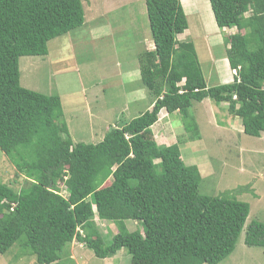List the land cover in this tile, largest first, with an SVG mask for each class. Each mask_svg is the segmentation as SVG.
I'll return each mask as SVG.
<instances>
[{"label": "trees", "instance_id": "obj_1", "mask_svg": "<svg viewBox=\"0 0 264 264\" xmlns=\"http://www.w3.org/2000/svg\"><path fill=\"white\" fill-rule=\"evenodd\" d=\"M209 4L219 29L237 31L226 40L232 81L209 87L193 43L177 40L188 27L180 0H146L154 48L140 53L139 73L151 108L93 144L73 142L58 95L19 82L21 57L46 56L50 41L84 24L82 0H0V151L27 182L19 191L0 182V254L18 245L35 264H65L73 241L99 259L125 249L129 264H218L232 253L249 204L199 193L197 167L151 129L161 111L184 118L209 99L245 135L264 132V0ZM95 218L116 226L109 243ZM244 243L264 248V222L246 225Z\"/></svg>", "mask_w": 264, "mask_h": 264}, {"label": "rangeland", "instance_id": "obj_2", "mask_svg": "<svg viewBox=\"0 0 264 264\" xmlns=\"http://www.w3.org/2000/svg\"><path fill=\"white\" fill-rule=\"evenodd\" d=\"M145 1L82 0L84 24L79 29L50 41L46 56L19 59V82L23 88L60 97L64 120L74 143H97L107 128L122 125L150 109L147 107L153 100L142 86L139 73L140 53L154 48ZM185 10L190 18V36L182 35L177 40L190 42V38H195L204 76L213 71L207 85L223 84L222 80H214L216 70L227 75L229 72L223 69L226 66V61H222L224 46L217 43L222 29L213 19L209 0H192ZM196 14L201 17L203 30L212 36V42L208 41V35L207 38L193 35L196 27L192 17ZM218 108L206 99L193 103L184 118L178 113H164L157 124V137L160 132L167 144L178 143L184 164L197 167L201 177L199 193L218 196L228 192L250 206L234 250L218 264H264V248L248 247L244 243L246 225L251 220L264 222V132L260 137H251L242 132L241 123L239 129L234 122L229 128L222 123L229 119L226 110ZM169 123L174 131L166 135ZM195 133L199 135L198 140L192 139ZM165 141L157 142L165 147ZM0 182L15 191L27 186L25 178L16 172L2 151ZM58 188L66 195L62 184ZM94 222L104 244L109 243L116 226L97 218ZM125 226L128 231L141 230L133 221L125 222ZM71 247L77 252L78 264L130 263L125 249L105 260L73 241L64 249L65 264L74 262L68 257ZM0 264H35V261L33 256L21 255V248L14 245L0 254Z\"/></svg>", "mask_w": 264, "mask_h": 264}, {"label": "crops", "instance_id": "obj_3", "mask_svg": "<svg viewBox=\"0 0 264 264\" xmlns=\"http://www.w3.org/2000/svg\"><path fill=\"white\" fill-rule=\"evenodd\" d=\"M192 0H180V3H181V5H182V8H183V10H184V13H185V15H186V20H187V24H188V27H187V29L182 33V34H180V35H178L177 36V39H178V37L179 36H182V35H189V33H190V18H189V15L187 14V12H186V10H185V6H187L188 4H189V2H191ZM213 15V14H212ZM193 19V22H194V24H195V27H196V29H195V33L193 34V35H201L203 38H207V33L203 30V27L201 26V25H203L202 24V20H201V17L198 15V14H196V15H193V17H192ZM213 19H214V17H213ZM202 28V29H201ZM237 31H236V28H231V29H229V28H224V29H222V31H220V35H217V39H218V41L219 42H217L218 44H222L224 47H223V56H222V61H224V63H225V61H226V66H224V70L225 69H227V71L229 72V75H227V74H225V72H220L219 70H216L217 72L215 73V78H214V80H222L221 82H224V83H228V82H230V81H232V71H231V69H230V67H229V64H228V61H227V59L225 58L226 57V46L227 45H225V43H226V40L228 39V37L231 35V34H234V33H236ZM190 36V35H189ZM188 36V37H189ZM208 37L210 38V39H208V41L209 42H212V36L211 35H208ZM220 38H221V40H220ZM190 40V42H192L193 43V45H194V50H195V44H194V42H195V38H190L189 39ZM179 41V40H178ZM152 49V47L149 49V50H151ZM146 51H148V50H146ZM195 53H196V50H195ZM197 55V54H196ZM198 58V57H197ZM218 58H221V56L220 57H218ZM224 58H225V60H224ZM202 69V68H201ZM212 71V70H211ZM203 72V71H202ZM211 75H208V76H204V78H205V80H206V82H208L207 81V79H211L212 77H213V71L210 73ZM203 75H204V73H203ZM205 101V100H204ZM147 108H151V104L147 107ZM215 108V107H214ZM213 109V108H212ZM217 108H215V110H216ZM165 112L164 111H161L160 113H159V115H158V121L152 126V132H153V135H154V138H155V140H156V142L158 141V142H161V140L162 141H165L166 139L165 138H163L162 137V135L160 134V132H159V134H158V137H157V124L159 123V121L161 120V116H165L166 114H164ZM213 121H215V120H213ZM231 122H234V125L235 124H237V125H239V129H240V120H235V121H231V119H228L227 121H226V125L229 127V128H231L230 127V124H231ZM217 123V122H216ZM170 123L169 124H167V127H166V135H170L171 134V132H173L174 130H171L170 129ZM241 127H242V125H241ZM108 129V128H107ZM155 129V130H154ZM173 129V128H172ZM233 130V129H232ZM242 130V129H241ZM159 131H161V130H159ZM167 141V140H166ZM165 141V142H166ZM157 142V143H158ZM166 144H167V142H166ZM169 144H167L166 146H168ZM80 246H83L82 244H79ZM78 248H80V247H78ZM71 249H72V252H70V258L74 261V263L75 264H78L77 263V260H76V254H77V252L76 251H74V247H71ZM106 260V259H105Z\"/></svg>", "mask_w": 264, "mask_h": 264}, {"label": "built area", "instance_id": "obj_4", "mask_svg": "<svg viewBox=\"0 0 264 264\" xmlns=\"http://www.w3.org/2000/svg\"><path fill=\"white\" fill-rule=\"evenodd\" d=\"M234 72V71H233Z\"/></svg>", "mask_w": 264, "mask_h": 264}]
</instances>
